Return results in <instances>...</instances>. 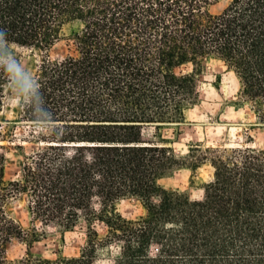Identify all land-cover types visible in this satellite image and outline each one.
I'll use <instances>...</instances> for the list:
<instances>
[{"label": "trees", "instance_id": "16d2710c", "mask_svg": "<svg viewBox=\"0 0 264 264\" xmlns=\"http://www.w3.org/2000/svg\"><path fill=\"white\" fill-rule=\"evenodd\" d=\"M217 1L0 0V113L14 48L40 57L19 114L32 129L21 141L35 150L15 179L6 177L2 144L13 133L0 120V264H12V241H38L35 223L84 228L79 255L27 250L13 264H264V154L197 143L180 157L160 133L199 104L208 58L235 76L234 106L264 125V0H232L213 14ZM72 24L79 29L70 53L51 59ZM203 166L211 179L201 199L160 184ZM130 197L144 212L126 219L118 204ZM13 201L23 203L31 229L11 215Z\"/></svg>", "mask_w": 264, "mask_h": 264}, {"label": "rangeland", "instance_id": "374dc122", "mask_svg": "<svg viewBox=\"0 0 264 264\" xmlns=\"http://www.w3.org/2000/svg\"><path fill=\"white\" fill-rule=\"evenodd\" d=\"M232 0H218L211 7V12L217 14ZM79 25H68L63 30V36L48 52L51 59H61L71 51V39ZM14 68L19 62L20 72L31 76L37 67L40 57L37 52L14 48L12 54ZM198 91L200 101L191 109L186 120L179 126H168L160 130L161 135L170 140L175 153L182 157L187 153L191 144L200 143L204 146H248L264 154V125L256 124L247 109L234 106L238 83L233 73L217 60H204L200 69ZM28 79L21 76L19 86L13 80L5 90L3 106L0 113L2 130L11 129L12 143H2L8 147L5 151L6 177L15 179L19 171V163L25 155L35 150V145L23 143L21 140L31 132V128L20 122V99L23 96ZM155 133L153 127L143 131L145 138ZM16 145L23 146V150L15 149ZM211 179V169L203 166L192 173L181 169L171 177L163 179L160 184L168 190L185 192L193 200L202 198V185ZM11 215L20 222L25 229H31L23 203L13 201L10 204ZM118 211L122 217L133 219L143 214L141 202L137 198H126L118 204ZM38 241L31 245L17 240L12 241L7 249L10 263L23 258L27 250L30 255L55 259L59 257H74L79 255L84 243V228L77 227L73 231L63 232L54 227H43L35 223ZM99 228V227H98ZM101 231V228H99ZM97 264H104L98 262Z\"/></svg>", "mask_w": 264, "mask_h": 264}, {"label": "clouds", "instance_id": "9594fccd", "mask_svg": "<svg viewBox=\"0 0 264 264\" xmlns=\"http://www.w3.org/2000/svg\"><path fill=\"white\" fill-rule=\"evenodd\" d=\"M0 71H6V66H0ZM8 75L11 76V78L13 79V82L19 86V80L21 78V76H23L24 78L31 80V77L28 76V74L26 72H20L19 69V62H17V66L16 68L13 69V71L11 73H8ZM35 89L33 88L32 92L34 93Z\"/></svg>", "mask_w": 264, "mask_h": 264}]
</instances>
